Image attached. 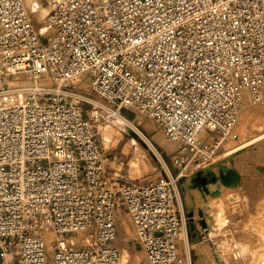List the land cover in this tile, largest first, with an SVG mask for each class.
Returning a JSON list of instances; mask_svg holds the SVG:
<instances>
[{"label": "built area", "instance_id": "2783aa9c", "mask_svg": "<svg viewBox=\"0 0 264 264\" xmlns=\"http://www.w3.org/2000/svg\"><path fill=\"white\" fill-rule=\"evenodd\" d=\"M45 2L41 33L0 0V263L119 264L121 208L146 264H189L178 181L264 101V0ZM123 109L176 144L177 172L111 182L94 123Z\"/></svg>", "mask_w": 264, "mask_h": 264}, {"label": "rangeland", "instance_id": "374dc122", "mask_svg": "<svg viewBox=\"0 0 264 264\" xmlns=\"http://www.w3.org/2000/svg\"><path fill=\"white\" fill-rule=\"evenodd\" d=\"M28 8L32 20L33 16L39 18L37 27L40 28L47 9L37 3ZM121 114L133 121V125L114 121L116 117L105 110L94 123L97 143L111 167V182L121 185L153 181L167 168L172 173L177 172L171 164L176 144L167 140L146 116L133 115L126 109ZM235 132L238 135L226 140L211 163L204 166V171L210 172L208 179L216 176L205 189L200 186L191 189L194 174L189 170L179 178L182 209L188 217L185 234L188 243L184 253L189 264H264V101L242 106ZM221 167L236 172L238 179L230 184L222 182ZM207 209V224L216 221L218 225L211 232L208 228L206 240L191 241L190 230L196 236L201 235L202 225L196 223L202 217L200 212ZM136 237L128 214L120 208L115 239L121 251L119 264H146Z\"/></svg>", "mask_w": 264, "mask_h": 264}, {"label": "crops", "instance_id": "0c3cea01", "mask_svg": "<svg viewBox=\"0 0 264 264\" xmlns=\"http://www.w3.org/2000/svg\"><path fill=\"white\" fill-rule=\"evenodd\" d=\"M32 2H30V3H28L27 2V4H26V6H27V9H29L28 8V5H29V7L31 8V6L33 5V3H37V5L39 6V7H41L42 9H47V11H48V6H47V4H46V2H45V0H31ZM33 16V15H32ZM33 20H35V23H34V25L37 27V26H39V18L38 17H35V16H33ZM32 20V21H33ZM42 27V26H41ZM40 27V28H41ZM208 185V184H207ZM192 186V185H191ZM195 186H192V190H195L196 188H194ZM197 188H199V187H197ZM190 189V190H191ZM208 210L209 209H207L206 211H202V212H200V214L202 215V217L204 218H206L207 219V217L209 218V216H207L206 215V213L208 212ZM187 214H188V212H187ZM204 214V215H203ZM199 216V215H198ZM200 218L199 217V223H196V225H198V224H200V225H202L201 227H202V232H201V235H198L197 234V236H196V234H194V233H191L192 232V230H190L191 232H190V240L191 241H195V242H200V241H203V240H206L207 239V234L205 233L207 230H208V228H209V231L211 232V231H214L215 230V228H216V226L218 225V223L216 222V221H212V224L209 222L208 224L204 221V219L203 218ZM192 219H195V218H193V216H192ZM197 219V218H196ZM209 220V219H208ZM195 225V224H194ZM196 227V226H195ZM191 228V227H190Z\"/></svg>", "mask_w": 264, "mask_h": 264}, {"label": "water", "instance_id": "95a60500", "mask_svg": "<svg viewBox=\"0 0 264 264\" xmlns=\"http://www.w3.org/2000/svg\"><path fill=\"white\" fill-rule=\"evenodd\" d=\"M207 173H210L209 171H204ZM220 179L225 184H230L234 182L236 179H238V174L232 170H228L226 167L220 168ZM202 171L196 173V180L193 179L191 181L192 186L195 185H201L203 188H205L206 184L210 181H214L216 179V176H212L210 179H208L205 175H202ZM1 264V263H0Z\"/></svg>", "mask_w": 264, "mask_h": 264}, {"label": "bare ground", "instance_id": "6f19581e", "mask_svg": "<svg viewBox=\"0 0 264 264\" xmlns=\"http://www.w3.org/2000/svg\"><path fill=\"white\" fill-rule=\"evenodd\" d=\"M40 32L41 33H47L48 32V29L46 28V27H44V26H42L41 28H40ZM112 116V115H111ZM115 118V117H114ZM119 121L120 122V119L118 120L117 118H115V120L114 121ZM149 127V126H148ZM150 129V128H149ZM236 135H238L237 134V132H235V136ZM228 149V148H227ZM123 223V222H122ZM126 223V222H125ZM129 230V229H128ZM137 258V257H136ZM138 260V259H137ZM121 264H125V263H121Z\"/></svg>", "mask_w": 264, "mask_h": 264}, {"label": "flooded vegetation", "instance_id": "af4514ba", "mask_svg": "<svg viewBox=\"0 0 264 264\" xmlns=\"http://www.w3.org/2000/svg\"><path fill=\"white\" fill-rule=\"evenodd\" d=\"M202 175H205V176L207 177V174H206V173H202ZM196 177H197L196 174L193 175L191 181H192L193 179L196 180ZM207 178H208V177H207ZM191 185H192V184H191ZM206 185H207V184H206ZM195 186H196V187H199V186H200L201 188H203L201 185H195ZM205 187H206V186H205ZM203 189H205V188H203ZM188 215H189V213H188ZM203 215H204V214H203ZM189 216H190V215H189ZM202 218H203V217H202ZM203 219H204V221L207 223V219H206L205 217H204Z\"/></svg>", "mask_w": 264, "mask_h": 264}]
</instances>
